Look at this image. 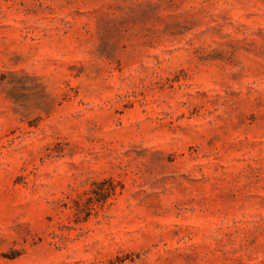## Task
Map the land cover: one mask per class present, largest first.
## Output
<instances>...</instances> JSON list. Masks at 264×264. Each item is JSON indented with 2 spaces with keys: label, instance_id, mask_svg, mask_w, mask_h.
Wrapping results in <instances>:
<instances>
[{
  "label": "rangeland",
  "instance_id": "obj_1",
  "mask_svg": "<svg viewBox=\"0 0 264 264\" xmlns=\"http://www.w3.org/2000/svg\"><path fill=\"white\" fill-rule=\"evenodd\" d=\"M0 264H264V0H0Z\"/></svg>",
  "mask_w": 264,
  "mask_h": 264
}]
</instances>
